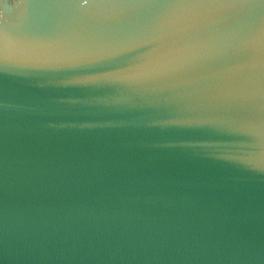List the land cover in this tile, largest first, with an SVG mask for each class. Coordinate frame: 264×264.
<instances>
[{
	"label": "water",
	"instance_id": "water-1",
	"mask_svg": "<svg viewBox=\"0 0 264 264\" xmlns=\"http://www.w3.org/2000/svg\"><path fill=\"white\" fill-rule=\"evenodd\" d=\"M67 17L29 9V43L54 47ZM76 75L0 68V264H264V140L232 126L242 109L174 79Z\"/></svg>",
	"mask_w": 264,
	"mask_h": 264
},
{
	"label": "snow or ice",
	"instance_id": "snow-or-ice-1",
	"mask_svg": "<svg viewBox=\"0 0 264 264\" xmlns=\"http://www.w3.org/2000/svg\"><path fill=\"white\" fill-rule=\"evenodd\" d=\"M15 16L0 12V68L73 69L70 82L143 84L174 79L203 85L222 102L242 109L230 121L250 139L264 140V0H13ZM68 13L56 45L27 26L28 10ZM209 35H227L211 57L187 53ZM188 123V122H183Z\"/></svg>",
	"mask_w": 264,
	"mask_h": 264
}]
</instances>
